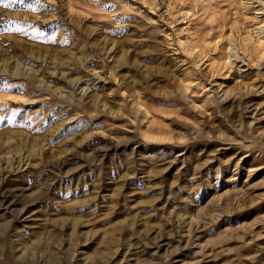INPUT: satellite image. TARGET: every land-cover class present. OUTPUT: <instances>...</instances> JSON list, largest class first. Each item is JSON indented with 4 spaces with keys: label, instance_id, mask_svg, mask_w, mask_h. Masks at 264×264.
Here are the masks:
<instances>
[{
    "label": "rangeland",
    "instance_id": "1",
    "mask_svg": "<svg viewBox=\"0 0 264 264\" xmlns=\"http://www.w3.org/2000/svg\"><path fill=\"white\" fill-rule=\"evenodd\" d=\"M0 201V264H264V0H0Z\"/></svg>",
    "mask_w": 264,
    "mask_h": 264
},
{
    "label": "bare ground",
    "instance_id": "2",
    "mask_svg": "<svg viewBox=\"0 0 264 264\" xmlns=\"http://www.w3.org/2000/svg\"><path fill=\"white\" fill-rule=\"evenodd\" d=\"M6 193V192H4ZM14 193L12 191H9L7 194L3 195V198H2V203L4 206H7V205H12L16 202L15 200V197H14ZM1 203V201H0Z\"/></svg>",
    "mask_w": 264,
    "mask_h": 264
}]
</instances>
